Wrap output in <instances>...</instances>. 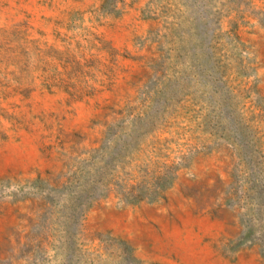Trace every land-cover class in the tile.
I'll return each instance as SVG.
<instances>
[{
  "label": "rangeland",
  "instance_id": "1",
  "mask_svg": "<svg viewBox=\"0 0 264 264\" xmlns=\"http://www.w3.org/2000/svg\"><path fill=\"white\" fill-rule=\"evenodd\" d=\"M0 264H264V0H0Z\"/></svg>",
  "mask_w": 264,
  "mask_h": 264
}]
</instances>
